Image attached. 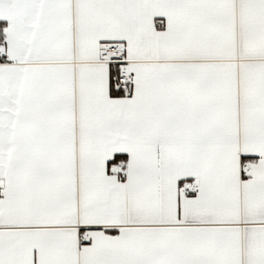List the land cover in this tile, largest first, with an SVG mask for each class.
<instances>
[{"label": "snow or ice", "instance_id": "obj_1", "mask_svg": "<svg viewBox=\"0 0 264 264\" xmlns=\"http://www.w3.org/2000/svg\"><path fill=\"white\" fill-rule=\"evenodd\" d=\"M0 264H264V0H0Z\"/></svg>", "mask_w": 264, "mask_h": 264}]
</instances>
